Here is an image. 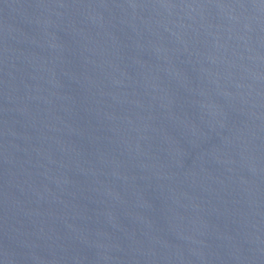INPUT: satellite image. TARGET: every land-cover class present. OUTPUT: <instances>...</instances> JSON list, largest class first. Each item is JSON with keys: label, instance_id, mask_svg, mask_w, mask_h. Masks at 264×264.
I'll return each mask as SVG.
<instances>
[{"label": "water", "instance_id": "95a60500", "mask_svg": "<svg viewBox=\"0 0 264 264\" xmlns=\"http://www.w3.org/2000/svg\"><path fill=\"white\" fill-rule=\"evenodd\" d=\"M0 264H264V0H0Z\"/></svg>", "mask_w": 264, "mask_h": 264}]
</instances>
